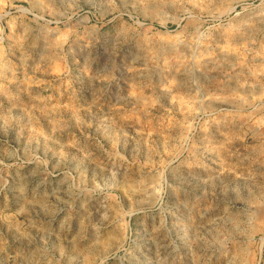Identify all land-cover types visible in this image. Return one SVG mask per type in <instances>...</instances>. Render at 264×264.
Wrapping results in <instances>:
<instances>
[{"label": "rangeland", "instance_id": "374dc122", "mask_svg": "<svg viewBox=\"0 0 264 264\" xmlns=\"http://www.w3.org/2000/svg\"><path fill=\"white\" fill-rule=\"evenodd\" d=\"M0 264H264V0H0Z\"/></svg>", "mask_w": 264, "mask_h": 264}, {"label": "bare ground", "instance_id": "6f19581e", "mask_svg": "<svg viewBox=\"0 0 264 264\" xmlns=\"http://www.w3.org/2000/svg\"><path fill=\"white\" fill-rule=\"evenodd\" d=\"M198 16V13L195 11L188 12L182 17L177 25L181 26V24H183L182 28L184 30L189 29L188 27H196L198 30H201L203 28V24Z\"/></svg>", "mask_w": 264, "mask_h": 264}]
</instances>
